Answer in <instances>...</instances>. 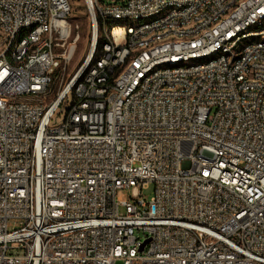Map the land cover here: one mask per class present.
I'll use <instances>...</instances> for the list:
<instances>
[{
  "label": "built area",
  "instance_id": "built-area-1",
  "mask_svg": "<svg viewBox=\"0 0 264 264\" xmlns=\"http://www.w3.org/2000/svg\"><path fill=\"white\" fill-rule=\"evenodd\" d=\"M83 1L65 80L70 0H0V264H264V0Z\"/></svg>",
  "mask_w": 264,
  "mask_h": 264
},
{
  "label": "rangeland",
  "instance_id": "rangeland-1",
  "mask_svg": "<svg viewBox=\"0 0 264 264\" xmlns=\"http://www.w3.org/2000/svg\"><path fill=\"white\" fill-rule=\"evenodd\" d=\"M105 4L111 3L113 0H101ZM72 5V12L68 18V23L71 26L72 33L68 39L67 45L59 47L58 52H64V49L75 43V54L72 59L66 65V69L63 72L64 79L67 80L80 65L84 62L86 57L91 53L92 47V23L91 15L88 11L83 0H70ZM79 36V37H78ZM77 41L75 42V39ZM63 116V115H62ZM57 118V120L61 121ZM154 196V186L149 185L146 189L143 190V197L146 201H150ZM136 235L142 240L145 239L144 235L136 231Z\"/></svg>",
  "mask_w": 264,
  "mask_h": 264
},
{
  "label": "bare ground",
  "instance_id": "bare-ground-1",
  "mask_svg": "<svg viewBox=\"0 0 264 264\" xmlns=\"http://www.w3.org/2000/svg\"><path fill=\"white\" fill-rule=\"evenodd\" d=\"M117 34H120V30H118V29L115 30V35H117ZM75 50H76V47H75ZM75 50H74L73 56H74V54H75ZM73 56H72V57H73Z\"/></svg>",
  "mask_w": 264,
  "mask_h": 264
},
{
  "label": "trees",
  "instance_id": "trees-1",
  "mask_svg": "<svg viewBox=\"0 0 264 264\" xmlns=\"http://www.w3.org/2000/svg\"><path fill=\"white\" fill-rule=\"evenodd\" d=\"M100 45H101V42L99 43V47H98V49H97V54H98L99 51H100Z\"/></svg>",
  "mask_w": 264,
  "mask_h": 264
}]
</instances>
